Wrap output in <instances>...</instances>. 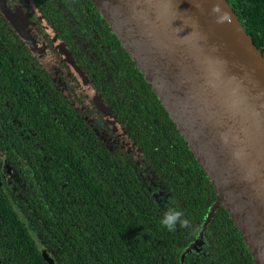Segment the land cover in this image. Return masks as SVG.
Listing matches in <instances>:
<instances>
[{
    "label": "flooded vegetation",
    "instance_id": "1",
    "mask_svg": "<svg viewBox=\"0 0 264 264\" xmlns=\"http://www.w3.org/2000/svg\"><path fill=\"white\" fill-rule=\"evenodd\" d=\"M0 49V217L6 207L24 214L29 186L53 159L94 157L98 141L105 157L134 163L142 187L169 205L170 193L147 158L156 155L144 150L150 143L158 150L167 135L157 110H146L151 94L143 74L93 0H0ZM29 107L49 115L34 119ZM33 122L51 135L56 130L59 152L44 148L48 142L32 131ZM31 215L32 207L24 223L38 240ZM204 231L193 251L209 257ZM0 264H6L1 252Z\"/></svg>",
    "mask_w": 264,
    "mask_h": 264
},
{
    "label": "trees",
    "instance_id": "2",
    "mask_svg": "<svg viewBox=\"0 0 264 264\" xmlns=\"http://www.w3.org/2000/svg\"><path fill=\"white\" fill-rule=\"evenodd\" d=\"M228 1L264 53V0ZM3 65L9 67L10 63ZM145 83L151 94L146 110H157L167 136L161 138L158 150L151 143L144 145V150L156 155L147 158L170 193L169 205L159 203L142 187L133 172L134 163L128 164L122 157H105L98 141L94 157H62L56 163L53 159L46 169L40 168L45 174H40L38 184L29 186L30 206H25L24 214L18 211L17 215L13 207H6L0 217V252L6 264H49L39 243L45 245L56 264H255L222 206L204 231L209 257L191 251L181 262V254L198 235L216 192L168 112ZM26 111L34 119L49 115L38 107ZM32 125V131L48 142L43 143L45 149L50 145L58 152L62 149L56 130L51 135L43 122ZM48 193L54 198L52 206ZM30 207L38 240L31 237L24 223ZM170 208L182 212L187 221L177 223L172 231L160 223Z\"/></svg>",
    "mask_w": 264,
    "mask_h": 264
},
{
    "label": "water",
    "instance_id": "3",
    "mask_svg": "<svg viewBox=\"0 0 264 264\" xmlns=\"http://www.w3.org/2000/svg\"><path fill=\"white\" fill-rule=\"evenodd\" d=\"M264 264V53L228 0H93ZM43 258L55 264L40 248Z\"/></svg>",
    "mask_w": 264,
    "mask_h": 264
},
{
    "label": "clouds",
    "instance_id": "4",
    "mask_svg": "<svg viewBox=\"0 0 264 264\" xmlns=\"http://www.w3.org/2000/svg\"><path fill=\"white\" fill-rule=\"evenodd\" d=\"M183 214L182 212L170 208L168 211H166L160 220L161 225L166 228L169 231H172L175 229L177 223H180L181 225L187 223L186 220L182 218Z\"/></svg>",
    "mask_w": 264,
    "mask_h": 264
},
{
    "label": "rangeland",
    "instance_id": "5",
    "mask_svg": "<svg viewBox=\"0 0 264 264\" xmlns=\"http://www.w3.org/2000/svg\"><path fill=\"white\" fill-rule=\"evenodd\" d=\"M234 1V0H233Z\"/></svg>",
    "mask_w": 264,
    "mask_h": 264
}]
</instances>
